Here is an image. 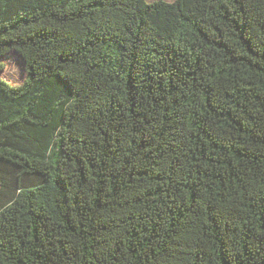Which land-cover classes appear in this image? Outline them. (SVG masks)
Returning a JSON list of instances; mask_svg holds the SVG:
<instances>
[{"label": "trees", "instance_id": "16d2710c", "mask_svg": "<svg viewBox=\"0 0 264 264\" xmlns=\"http://www.w3.org/2000/svg\"><path fill=\"white\" fill-rule=\"evenodd\" d=\"M10 52L0 264H264V0H0Z\"/></svg>", "mask_w": 264, "mask_h": 264}, {"label": "rangeland", "instance_id": "374dc122", "mask_svg": "<svg viewBox=\"0 0 264 264\" xmlns=\"http://www.w3.org/2000/svg\"><path fill=\"white\" fill-rule=\"evenodd\" d=\"M156 0H147V2H153ZM174 1V0H165ZM0 61L5 64V69L0 72V77L5 79L11 84H21L27 78L26 65L22 57L16 52H10L4 57L0 58Z\"/></svg>", "mask_w": 264, "mask_h": 264}]
</instances>
